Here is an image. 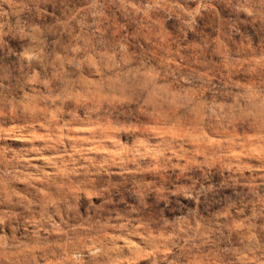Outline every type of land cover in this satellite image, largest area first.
<instances>
[{"label":"rangeland","instance_id":"obj_1","mask_svg":"<svg viewBox=\"0 0 264 264\" xmlns=\"http://www.w3.org/2000/svg\"><path fill=\"white\" fill-rule=\"evenodd\" d=\"M0 264H264V0H0Z\"/></svg>","mask_w":264,"mask_h":264}]
</instances>
